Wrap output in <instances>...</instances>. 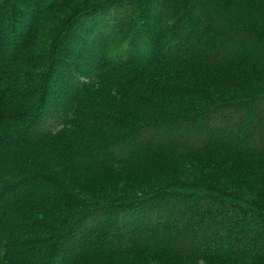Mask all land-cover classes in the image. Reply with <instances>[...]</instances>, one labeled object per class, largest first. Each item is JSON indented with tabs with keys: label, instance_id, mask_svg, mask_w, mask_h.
<instances>
[{
	"label": "trees",
	"instance_id": "1",
	"mask_svg": "<svg viewBox=\"0 0 264 264\" xmlns=\"http://www.w3.org/2000/svg\"><path fill=\"white\" fill-rule=\"evenodd\" d=\"M216 1L105 0L84 11L79 0H0V154L45 145L59 150L54 144L68 129L85 155L78 159L82 170L38 172L0 185L1 243L24 233V255L35 252L29 264L36 254L35 264L112 258L264 264V209L254 202L185 188L179 178L136 198L107 196L112 184L124 185L127 167L173 178L176 171L160 151L212 155L216 169L231 160H263L264 89L142 125L91 110L87 98L96 86L91 80L106 77L113 65L139 63L147 43L151 64H160L221 36L212 70L264 67V32L218 33ZM164 21L177 36L187 29L169 49L162 43ZM39 48L48 51L36 55ZM223 52L228 57H217ZM103 167H121L122 174L98 179L93 172ZM37 237L41 245L31 248Z\"/></svg>",
	"mask_w": 264,
	"mask_h": 264
},
{
	"label": "rangeland",
	"instance_id": "2",
	"mask_svg": "<svg viewBox=\"0 0 264 264\" xmlns=\"http://www.w3.org/2000/svg\"><path fill=\"white\" fill-rule=\"evenodd\" d=\"M79 1L85 11L105 0ZM217 1L219 5L215 25L218 33H224L230 28L242 32L253 31L258 34L264 32V0ZM168 23L162 22L164 30L162 43L167 49L187 34V29L179 36L173 34ZM46 38L48 43H51L53 36ZM221 40L220 36L216 39L215 45L212 42V45L205 44L197 52L185 54L180 60H166L160 64H151V47L150 43H147L139 63L121 68L113 65V69L108 70L106 77L89 82L91 85H96L87 95L91 110L120 116L128 122L142 125L150 117L193 113L209 109L216 102L247 98L263 90L264 67L251 70V68L242 66L227 71H217L208 66ZM45 51L47 52L48 49L39 48L34 53L38 55ZM108 52L109 57L114 60L112 50ZM224 54L226 53L223 52L217 57H222V55L228 57ZM36 70L37 68L34 72ZM110 93L118 96L113 99L109 96ZM124 100L126 103L122 107ZM122 108L127 112L126 114L122 112ZM66 144L67 151L70 153L64 150ZM54 146L61 148L55 150L52 146L46 145L32 148L21 147L8 154H0V185L24 179L38 172H53L61 175L67 173L68 169L75 171L80 168L79 165L82 162L78 159L84 158L85 155L82 153L81 144L68 129L56 140ZM160 152L159 156L164 157L174 167L176 173H173V178L152 177L127 167L124 174L126 176L123 180L124 185L118 187V184H112L108 190V198L115 196L136 198L142 193L153 192V189H163L176 181L175 184L182 182L185 188L203 186L206 189L223 191L229 196L254 202L264 209V159L231 160L223 165L222 169H216L211 160L212 155L186 156L169 150ZM80 166L84 169V165ZM113 172L117 178L118 174H122L120 173L121 167L98 168L93 173L98 179L103 177L105 179ZM81 178L85 179L84 175H81ZM36 216V218H42L41 213ZM39 237L33 240L31 248L41 245L42 238ZM26 247H29L28 244ZM34 256L35 252L29 256L24 255V233L16 236L15 239L0 242V264H29L32 263L30 259ZM34 261V264L38 261L37 254ZM95 264L182 263L165 262L152 258H112L97 261Z\"/></svg>",
	"mask_w": 264,
	"mask_h": 264
},
{
	"label": "bare ground",
	"instance_id": "3",
	"mask_svg": "<svg viewBox=\"0 0 264 264\" xmlns=\"http://www.w3.org/2000/svg\"><path fill=\"white\" fill-rule=\"evenodd\" d=\"M249 90V89H248ZM249 93V92H248ZM246 94V93H245Z\"/></svg>",
	"mask_w": 264,
	"mask_h": 264
}]
</instances>
